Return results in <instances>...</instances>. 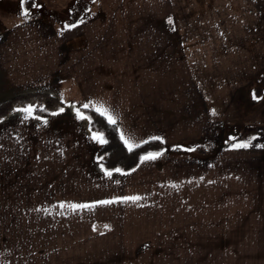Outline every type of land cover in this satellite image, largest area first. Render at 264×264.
I'll return each instance as SVG.
<instances>
[{"label": "crops", "instance_id": "1", "mask_svg": "<svg viewBox=\"0 0 264 264\" xmlns=\"http://www.w3.org/2000/svg\"><path fill=\"white\" fill-rule=\"evenodd\" d=\"M25 1L0 0V103L47 91L67 107L0 121V264H264V232H122L124 220L168 210L170 189L184 198L194 166L186 159L202 96L193 86L187 98L171 78L184 76L181 39L153 33L164 29L157 13L169 9L154 0L85 8L67 0L77 1L80 19L59 32L30 13L39 12L36 0L28 10ZM85 105L111 116L128 147L158 138L164 153L128 173L103 171L94 159L100 140L72 109Z\"/></svg>", "mask_w": 264, "mask_h": 264}, {"label": "rangeland", "instance_id": "2", "mask_svg": "<svg viewBox=\"0 0 264 264\" xmlns=\"http://www.w3.org/2000/svg\"><path fill=\"white\" fill-rule=\"evenodd\" d=\"M78 1L84 8L97 4ZM36 2L39 12H29L55 21L59 32L80 19L77 1ZM33 3L26 0L24 8ZM154 3L169 11L157 13L154 22L164 29L153 24V33L182 41L183 60L177 63L184 76L171 78L182 80L187 98L194 93L188 88L199 91L202 126L190 151L194 156L186 159L194 166H187L184 198L177 200L170 189L168 210L144 221L124 220L122 232H264V0Z\"/></svg>", "mask_w": 264, "mask_h": 264}, {"label": "trees", "instance_id": "3", "mask_svg": "<svg viewBox=\"0 0 264 264\" xmlns=\"http://www.w3.org/2000/svg\"><path fill=\"white\" fill-rule=\"evenodd\" d=\"M66 107L62 99L47 91L21 93L0 103V121L16 110L28 108L34 116L45 118ZM72 109L85 115L90 131L103 139V143L99 139L100 144L94 153V159L103 171L128 173L137 168L145 156L158 155L165 149L163 141L158 138L128 147L117 124L92 108L74 106Z\"/></svg>", "mask_w": 264, "mask_h": 264}, {"label": "snow or ice", "instance_id": "4", "mask_svg": "<svg viewBox=\"0 0 264 264\" xmlns=\"http://www.w3.org/2000/svg\"><path fill=\"white\" fill-rule=\"evenodd\" d=\"M25 15H27V13H25ZM85 107H87V105H85ZM98 112H101L102 115H104L105 113L101 110V109H97ZM108 120L111 122V123H115V121L112 119L111 116H108L107 117ZM97 139H100L101 142L103 143V139L101 137H97ZM125 143H127V141H125ZM239 147H248L247 144H243V145H239ZM149 158H154V157H146V159H149ZM130 199H133V200H136V199H139V197H131ZM104 203H108L107 201H105ZM86 207V206H84Z\"/></svg>", "mask_w": 264, "mask_h": 264}]
</instances>
